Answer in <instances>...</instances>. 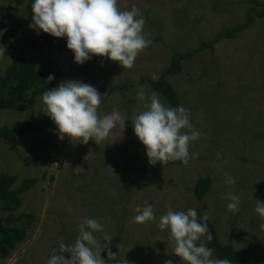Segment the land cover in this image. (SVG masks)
Segmentation results:
<instances>
[{"label":"rangeland","instance_id":"1","mask_svg":"<svg viewBox=\"0 0 264 264\" xmlns=\"http://www.w3.org/2000/svg\"><path fill=\"white\" fill-rule=\"evenodd\" d=\"M28 4L29 0L19 5L15 0H0V44L7 56L0 58V72L24 55L39 67L51 68L55 87L68 80L95 86L102 94L98 111L107 114L118 108L128 121L122 134L114 131L99 144L91 139L85 144L67 136L58 139L55 124L42 112V95L30 110L0 111V126L17 128L26 120L39 126L17 137V152L0 138V172L17 175L16 186L25 178L39 180L20 194L19 209L11 213L0 209L4 223L27 229L26 239L0 264H46L53 248L75 240L85 217L103 224L97 238L107 234L115 254L131 264H164L166 260L184 264L172 254L169 231L159 229L158 223L169 209L189 207L201 217L207 215V224L222 243H228L232 234L240 255L264 264V218L255 212L256 199L264 201V18L256 17L234 39L220 38L213 52H197L182 62L178 74L166 77L181 106L189 111L192 130L201 133L190 144L187 165L179 160L150 165L130 119L140 112L138 89H129L124 97L118 91L108 93V82L157 78L169 62L171 48L192 50L241 24L252 4L247 0H118L121 10L133 5L140 9L143 30L151 39L134 65L124 69L97 55L84 64L75 63L72 51L56 48L51 35L29 29ZM143 87L154 91L147 83ZM58 155L65 165H54L51 158ZM206 176L211 187L197 198L195 183ZM226 176L235 183L226 184ZM227 193L239 195L238 211L227 208L230 201L223 198ZM149 204L155 219L136 223L137 207ZM29 213L34 215L32 222L19 218ZM201 239L207 245L206 236Z\"/></svg>","mask_w":264,"mask_h":264},{"label":"clouds","instance_id":"2","mask_svg":"<svg viewBox=\"0 0 264 264\" xmlns=\"http://www.w3.org/2000/svg\"><path fill=\"white\" fill-rule=\"evenodd\" d=\"M117 3L118 0H32L28 27L37 34L42 31L55 38H66V47L72 51L77 64H84L97 55L118 62L123 69L131 68L139 53L151 44V39L143 30L145 18L140 9L133 5L130 10H121ZM3 57H7L5 47L0 44V58ZM53 79L52 75L47 78ZM101 99L102 94L93 85L82 80L62 81L42 93V112L55 124L58 139L64 140L67 136L72 141L86 144L91 139L99 144L114 131L122 134L128 121L118 108L107 114L98 111ZM136 100L143 110L130 118L131 125L145 146L148 163L164 165L179 160L187 165L190 144L201 135L192 130L189 111L183 106L166 105L157 92H146L142 85H138ZM225 183L234 184L235 179L226 176ZM223 198L230 201L227 205L230 211L239 210V195L227 193ZM256 200L255 212L264 218V201ZM135 211L136 223L155 219L150 204ZM207 222V215L198 219L194 208L169 209L160 216L158 227L169 231L172 254L184 264H231L226 258H215L213 249L201 239L206 236L209 242L212 240ZM103 229L97 219L83 218L75 240L53 248L46 264H105L102 251L115 259L110 250L111 238L107 234L102 240L96 236ZM64 253L70 254V258ZM164 264L173 262L166 260Z\"/></svg>","mask_w":264,"mask_h":264},{"label":"trees","instance_id":"3","mask_svg":"<svg viewBox=\"0 0 264 264\" xmlns=\"http://www.w3.org/2000/svg\"><path fill=\"white\" fill-rule=\"evenodd\" d=\"M16 4H20L21 0H15ZM252 4V7L247 11L244 21L231 28H226L219 32L215 37L208 41H201L200 44L192 49L184 52H178L171 48V56L168 64L162 69L158 78L141 77L134 82H124L113 84L108 82V93L118 91L124 97L130 88H136L138 85L148 83L149 86L158 94H160L169 106H181L179 97L173 86L165 79L168 75H175L181 71L182 61L194 56L197 52L210 49L220 38H234L237 33L250 26L256 17L264 18V2L260 0H247ZM32 0H29L28 10L31 14ZM2 20L0 13V22ZM56 48L61 50H69L66 47V38H55L52 36ZM71 51V50H69ZM49 75L54 77L48 81ZM56 76L48 66H37L34 59H28L24 55H19L13 59L11 64L3 73L0 72V111H27L36 105L37 98L48 88L55 87ZM38 124L30 121H24L19 127L12 128L7 125L0 126V138L9 145V149L17 152L18 142L17 137L28 131H35ZM18 177L15 174L0 172V209L3 211L13 212L22 206L20 194L33 188L37 183V178L22 179L16 186ZM211 187V178L209 176L199 178L194 187V194L197 198H202L206 195ZM25 218L29 223L34 220V215L21 214L19 218ZM18 218V219H19ZM197 218L201 215L198 212ZM212 240L207 243V246L213 249V255L218 259H228L231 264H257L254 259L240 255L234 248L232 242V234H230L229 242L224 244L219 240V237L211 226L208 225ZM27 237V229L16 226L14 224H6L0 218V259H5L10 256L15 247L24 241ZM110 250L115 254L112 243ZM116 255V254H115ZM106 264H131L126 258L107 257V252H104Z\"/></svg>","mask_w":264,"mask_h":264},{"label":"built area","instance_id":"4","mask_svg":"<svg viewBox=\"0 0 264 264\" xmlns=\"http://www.w3.org/2000/svg\"><path fill=\"white\" fill-rule=\"evenodd\" d=\"M51 159H52V161H53L55 166H63V165H65V161L66 160L60 155L52 156Z\"/></svg>","mask_w":264,"mask_h":264},{"label":"crops","instance_id":"5","mask_svg":"<svg viewBox=\"0 0 264 264\" xmlns=\"http://www.w3.org/2000/svg\"><path fill=\"white\" fill-rule=\"evenodd\" d=\"M234 38H235V37H234ZM234 38H232V39H234ZM205 50H207V49H205ZM213 50H214V48H213ZM213 50H212V52H213ZM192 57H193V56H192ZM168 60H169V59H168ZM185 60H186V59H185ZM183 61H184V60H183ZM183 61H182V62H183ZM164 67H165V65H164ZM164 67H163V68H164ZM163 68H162V69H163ZM160 74H161V73H160ZM175 75H176V74H175ZM159 76H160V75H159ZM159 76H158V77H159ZM168 76H172V75H168ZM158 77H157V78H158ZM166 77H167V76H166ZM166 77H165V79L170 83V81H169ZM144 84H145V83H144ZM144 84H143V85H144ZM147 84H148V83H147ZM170 84H171V83H170ZM143 85H142V86H143ZM148 85H149V84H148ZM171 85H172V84H171ZM172 86H173V85H172ZM173 88H174V86H173ZM130 89H138V87H136V88H130ZM151 89H152V88H151ZM174 90H175V88H174ZM175 91H176V90H175ZM127 93H128V91H127ZM127 93H126V94H127ZM176 93H177V92H176ZM177 95H178V94H177ZM162 98H163V97H162ZM163 99H164V98H163ZM162 101H165V99L162 100ZM165 102H166V101H165ZM165 102H164V103H165ZM166 103H167V102H166ZM166 103H165V104H166ZM180 103H181V102H180ZM167 104H168V103H167ZM167 104H166V105H167ZM138 105H139L138 108H140V111H142V110H143V106H142L141 104H138ZM168 105H169V104H168ZM132 107H133V106H132ZM134 107H137V106L134 105ZM136 114H137V113H136Z\"/></svg>","mask_w":264,"mask_h":264}]
</instances>
